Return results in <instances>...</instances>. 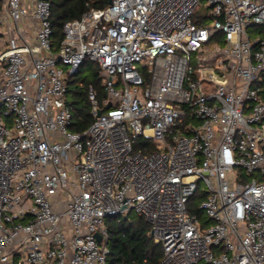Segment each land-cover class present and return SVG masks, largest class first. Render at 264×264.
<instances>
[{"label":"built area","instance_id":"obj_1","mask_svg":"<svg viewBox=\"0 0 264 264\" xmlns=\"http://www.w3.org/2000/svg\"><path fill=\"white\" fill-rule=\"evenodd\" d=\"M51 16L0 0V264H108L132 212L162 264H264V0H112L58 46Z\"/></svg>","mask_w":264,"mask_h":264},{"label":"trees","instance_id":"obj_2","mask_svg":"<svg viewBox=\"0 0 264 264\" xmlns=\"http://www.w3.org/2000/svg\"><path fill=\"white\" fill-rule=\"evenodd\" d=\"M52 2V26L54 29V40L56 45L64 36L63 26L66 21L80 18L85 12L91 9L104 8L110 0H51ZM87 64L93 66L95 63L86 60ZM81 68L79 74L84 70ZM74 77L69 86L75 108L74 130L84 131L94 121L90 113V101L88 99V88L91 83L102 88L100 66L94 67L91 74L87 75L82 84L72 86ZM102 91V89H101ZM140 143L143 139H139ZM151 144V149H154ZM204 218L202 212L200 213ZM109 246L111 253L108 257V264H162L163 248L155 243L150 235L151 226L141 215L130 214L128 217H113L108 219Z\"/></svg>","mask_w":264,"mask_h":264},{"label":"rangeland","instance_id":"obj_3","mask_svg":"<svg viewBox=\"0 0 264 264\" xmlns=\"http://www.w3.org/2000/svg\"><path fill=\"white\" fill-rule=\"evenodd\" d=\"M6 38V37H5ZM7 39V38H6ZM222 42V41H221ZM194 55V59H193V65H196V63H197V57H196V55L195 54H193ZM98 66V64H94L93 66H90L89 64H87V63H85V66H84V70L79 74V76H78V79H76V80H73V82H72V86L74 87V86H78V85H80V84H82V80L87 76V75H89V74H91V72H92V70L94 69V67L96 68ZM99 67V66H98ZM150 67H147V69H145V74H146V76H147V83H150V81H151V78H152V74H151V72H150ZM105 80V77H101V81L103 82ZM201 200H202V197L200 196V193H198L197 195H196V197H194V199H193V201H192V204L194 205V204H199L200 202H201ZM132 215H135V212H132L131 213ZM206 216L204 215V218H205ZM110 219V218H109ZM108 221V220H107Z\"/></svg>","mask_w":264,"mask_h":264},{"label":"water","instance_id":"obj_4","mask_svg":"<svg viewBox=\"0 0 264 264\" xmlns=\"http://www.w3.org/2000/svg\"><path fill=\"white\" fill-rule=\"evenodd\" d=\"M110 3H112V0H110ZM100 113H101V112H99V115H100ZM97 237H98V239H99L100 241L102 240V236H101V235L97 234Z\"/></svg>","mask_w":264,"mask_h":264}]
</instances>
